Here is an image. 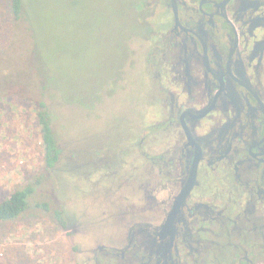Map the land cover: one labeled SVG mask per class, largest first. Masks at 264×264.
<instances>
[{
    "label": "flooded vegetation",
    "instance_id": "flooded-vegetation-1",
    "mask_svg": "<svg viewBox=\"0 0 264 264\" xmlns=\"http://www.w3.org/2000/svg\"><path fill=\"white\" fill-rule=\"evenodd\" d=\"M135 15L144 110L113 165L84 167L102 217L57 219L73 263L264 264V0H137Z\"/></svg>",
    "mask_w": 264,
    "mask_h": 264
},
{
    "label": "rangeland",
    "instance_id": "rangeland-1",
    "mask_svg": "<svg viewBox=\"0 0 264 264\" xmlns=\"http://www.w3.org/2000/svg\"><path fill=\"white\" fill-rule=\"evenodd\" d=\"M9 2L0 0V202L25 185L35 190L25 212L0 223V264H74L76 239L55 212L71 223L102 217L95 207L104 196L82 190L84 167L113 165L115 133L141 120L146 97L128 51L140 53L147 28L137 0H25L20 19ZM41 102L60 149L53 168L44 160Z\"/></svg>",
    "mask_w": 264,
    "mask_h": 264
},
{
    "label": "trees",
    "instance_id": "trees-1",
    "mask_svg": "<svg viewBox=\"0 0 264 264\" xmlns=\"http://www.w3.org/2000/svg\"><path fill=\"white\" fill-rule=\"evenodd\" d=\"M25 0H10L11 14L15 19H20L23 13ZM37 118L40 125L42 143L44 147V160L47 168H53L60 159V149L58 148L54 130L51 124V114L45 102H41L40 109L37 112ZM32 184L25 185L15 190L8 198L0 202V223L11 221L18 218L29 207V198L34 193ZM48 209L46 203L41 204ZM55 217L65 226V216L63 211H56Z\"/></svg>",
    "mask_w": 264,
    "mask_h": 264
}]
</instances>
